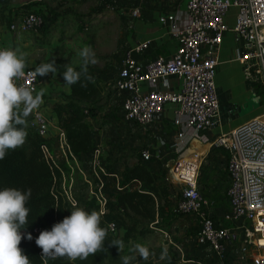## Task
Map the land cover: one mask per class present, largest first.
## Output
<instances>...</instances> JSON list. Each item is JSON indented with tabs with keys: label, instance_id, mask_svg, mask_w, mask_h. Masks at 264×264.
<instances>
[{
	"label": "built area",
	"instance_id": "built-area-1",
	"mask_svg": "<svg viewBox=\"0 0 264 264\" xmlns=\"http://www.w3.org/2000/svg\"><path fill=\"white\" fill-rule=\"evenodd\" d=\"M99 1L108 5L107 0ZM139 2L155 4L159 10L158 22L166 28L167 36L175 41V49L168 56L157 55L142 59L150 48V40L144 39L123 50L113 77V88L120 98L121 116L125 122L148 125L161 118L165 106L172 104L173 113L177 117H184L187 127L196 131L214 127L220 111L215 86V73L220 61L215 51L228 30L233 32L234 40L241 46V52L233 59L243 66L244 78L260 84L264 89V0H186V18L182 22L177 21L174 12L181 0ZM231 7H235L237 13L234 24L229 27L225 22V15ZM140 13L139 6L131 10L134 17L140 16ZM43 21L42 14L30 11L12 20L8 29L13 33L36 32ZM3 48L7 47L0 45V49ZM34 70L35 68H26V77L20 83L38 89L40 76L33 78L27 75ZM169 77L179 79V89L165 88ZM145 85L149 88H145ZM84 112L88 116L87 111ZM29 124L43 137L48 136L52 126L40 108L30 115ZM55 135L60 156L71 168L67 185L66 175L61 171V187L65 198L73 206L77 201L71 189V174L73 162L77 165L76 156L70 151L63 129L57 126ZM213 145L224 147L228 151L226 168L229 184L226 196L231 209L230 216L249 223L244 226L236 259L228 260V229L218 224L208 213L206 207L209 201L198 190L201 161L199 154L190 159L179 158L169 168L167 181L180 185L177 209L185 214H196V244L203 247L206 254H213L216 264H264V113L222 134ZM41 149L45 158L57 166L48 146L42 144ZM95 153H99L97 149ZM140 157L148 162L152 153L142 148ZM92 171L97 178L93 187L81 172L84 180L90 184L89 190L96 199L97 212L103 215L107 194L106 181L101 176H109L110 173H105L98 160L92 162ZM126 188H129L128 184L117 185L115 190ZM107 229L114 233L117 225L111 222ZM42 230L44 229L41 227H35L33 233L40 234ZM193 264L203 262L198 260Z\"/></svg>",
	"mask_w": 264,
	"mask_h": 264
},
{
	"label": "crops",
	"instance_id": "crops-1",
	"mask_svg": "<svg viewBox=\"0 0 264 264\" xmlns=\"http://www.w3.org/2000/svg\"><path fill=\"white\" fill-rule=\"evenodd\" d=\"M88 1L97 7L92 16H97V19H102L104 22H114L118 25L117 41L120 49L123 48L124 50L129 45L144 39L150 40V48L142 59L157 55L168 56L175 49V43L167 36L166 28L158 22V8L152 2L140 3L139 0H107V6L100 3L99 0H28V3H33L35 10L45 15V24L52 23V26L47 32L38 30L25 33H13L6 24L9 9L22 5V0L16 4L14 0H0V45L24 53L27 68H36V65L45 63L49 59H59L63 61V65L70 64L77 68L79 64L68 55L70 44L65 45V42L61 41L65 35L67 36L68 29L65 32L64 27L60 37L58 31L60 30V24H63V26L66 25L65 23L79 24L78 19L80 16L77 14V9L87 4ZM136 6L140 7L141 13L140 16L134 17L131 10ZM174 12L177 21L182 22L186 18L185 8L181 4ZM236 13L235 7H231L226 13L225 22L229 27L234 24ZM76 19L77 21H75ZM66 39H69V37ZM241 50V46L234 40L233 32L231 30L226 31L222 43L215 51L220 61L215 73V86L220 111L219 119L214 127L205 131H196L187 127L185 118L177 117L173 113L172 104L165 106L161 118L145 126L125 122L122 117L120 120L123 123L114 122V113L99 110L98 105L95 114L87 116L94 131L95 146L89 152L77 156L89 160L91 164L94 160H98L109 168H121L125 165L124 161L127 160L128 151L137 148L140 156V150L146 148L152 153L151 160L144 162L140 157V161L133 160L128 164L127 169L137 162H143L153 169H161L162 172L165 168H170L173 162L179 158L190 159L199 154L201 160L202 155L203 158L209 156L206 162V171L201 173L200 177L198 173L197 187L209 201V205L206 207L208 213L218 224L228 229L230 236L226 242V255L230 261L236 259V251L244 235V226L249 225V223H243L242 219H233L230 216L231 209L226 196V189L229 184L226 168L227 149L219 146L220 150L211 151V148L214 146V141L222 134L264 113L263 87L258 83L246 80L243 76V66L233 59ZM63 70L58 68L56 73L40 76L37 89H45L44 103L39 108L51 122L53 127L51 126L48 136H54V138L57 132V116L53 110L54 104L62 101L63 96H68L71 93L70 86L63 81L61 75ZM110 80L112 84L110 87L105 86L109 90L108 94L103 92L106 95L101 103L108 99V101L118 102L120 105V98L113 88V78H110ZM110 80L108 78L103 79L106 84H110ZM179 87V79L175 77L168 78V85L165 87L167 90H176ZM145 88H149V86L145 85ZM108 103L106 102L105 105ZM105 105H102V108ZM127 126L129 127L127 128ZM95 149L99 152L97 155ZM221 150H225V153L226 151L227 153L224 154ZM51 152L57 162L61 163L63 161L56 139L52 144ZM127 169L123 171V176ZM109 177L112 178L105 180L106 194L107 188L114 190L117 185L128 184L129 188L126 189L139 187L137 182L121 184L122 179L115 172L110 173ZM166 178L168 177L164 176L163 181L169 183L171 191L170 183L176 182L167 181ZM192 240L194 248L191 257L183 261L193 263L200 260L203 264L217 263L213 254H206L203 247L196 244L195 237Z\"/></svg>",
	"mask_w": 264,
	"mask_h": 264
},
{
	"label": "trees",
	"instance_id": "trees-1",
	"mask_svg": "<svg viewBox=\"0 0 264 264\" xmlns=\"http://www.w3.org/2000/svg\"><path fill=\"white\" fill-rule=\"evenodd\" d=\"M33 3L14 6L8 11L6 24L17 19L27 12L35 11L42 14L44 21L39 30L47 32L52 23L45 24V15L35 10ZM55 60V65L63 70V61L49 59L45 63ZM40 63L36 66H39ZM79 71V67L76 68ZM88 75L92 80H81L70 86L71 93L63 96L62 101L54 104L53 110L57 116L56 124L62 128L70 151L74 156H81L95 146L94 131L86 116L95 114V109L104 98L103 83L96 77L95 72L88 68ZM108 94V92H107ZM30 116L27 118V137L25 143L15 150H8L4 159L0 160V189L4 187L17 188L20 190L31 189V197L26 203L30 210L27 224L20 229L22 239L19 247L28 256L31 264H43L41 259L42 249L36 245L35 240L39 234L33 233L35 227L51 230L55 223L62 221L70 215L72 207L61 187L62 174L66 175V185L69 182L71 168L65 162H57V166L48 161L41 149L46 144L52 151L54 136H40L34 127L30 126ZM221 148L213 146L211 151ZM225 153V150H221ZM72 170V192L76 198V206L83 207L87 203L85 190L88 187L81 174ZM164 173L161 169H153L143 162H137L129 167L121 184L132 182L139 183V188L116 190L107 195L106 209L101 216L100 226L107 228L111 222L117 225L119 234L108 231L103 244L105 251L90 254L86 260L77 259L70 261L66 257L49 259L47 264H122V255L117 251V246H109L113 240H122L123 245L138 237L160 227V221L165 216V210L173 207L169 183L163 181ZM77 189V191H76ZM92 210L97 211L98 206ZM91 210V211H92ZM90 211V212H91ZM153 223L152 225H150ZM116 230V231H117ZM30 234L32 239H27ZM129 264H132L129 261Z\"/></svg>",
	"mask_w": 264,
	"mask_h": 264
},
{
	"label": "clouds",
	"instance_id": "clouds-1",
	"mask_svg": "<svg viewBox=\"0 0 264 264\" xmlns=\"http://www.w3.org/2000/svg\"><path fill=\"white\" fill-rule=\"evenodd\" d=\"M79 71L70 64L64 65L61 75L63 81L72 86L84 79L91 81L88 75L89 64H94L95 54L89 46L77 50ZM27 68L26 56L11 48L0 49V160L4 159L8 150H15L25 143L27 137V118L44 103L45 89L20 83L25 77ZM58 71L55 60L42 63L34 71L27 73L33 78L43 77ZM259 99V98H257ZM31 197V189L20 190L4 187L0 189V264H31L27 255L19 247L22 239L20 229L28 220L29 209L26 203ZM100 214L92 210L88 212L75 204L70 215L55 223L51 230H42L35 240L42 249L41 259L47 264L49 259L66 257L70 261L86 260L90 254L105 251L103 244L108 229L101 227ZM31 240L32 236L27 235ZM115 245L122 250V240H113L109 246ZM134 251L147 260L150 252L142 244H135ZM134 257H122V264H129ZM167 258V249L162 252L161 259Z\"/></svg>",
	"mask_w": 264,
	"mask_h": 264
},
{
	"label": "rangeland",
	"instance_id": "rangeland-1",
	"mask_svg": "<svg viewBox=\"0 0 264 264\" xmlns=\"http://www.w3.org/2000/svg\"><path fill=\"white\" fill-rule=\"evenodd\" d=\"M17 2H21V0H14L15 4ZM23 3H28V0H22V4ZM90 3L91 2L88 1L87 4L77 9V14L80 16V18L78 19L79 24L65 23V26H63V24H60V30L58 32L60 34V37L62 35L61 33L64 31L63 28L65 27V32L67 31L66 29H68L69 32L67 36L65 35V37L62 38L61 41L65 42V45L68 43L70 44V53L68 55L72 58L73 61L77 62L78 64L79 58L77 56V50L84 46H89L92 49L95 54L96 62L94 64H89L88 68H91L93 71H95L96 77L104 83L102 85L104 88V92L106 93L109 90V88L106 87H110L112 84L110 78L112 79L114 76L123 48L120 49L118 46V25L114 22H104L102 19H97V16H92V13L96 11L97 7L93 6ZM185 3L186 0H181L180 2L183 7H185ZM73 9L76 10V8L74 7ZM75 21H77V19ZM67 37H69V39H66ZM105 78H108V80H110V84H106L103 81V79L105 80ZM106 102L109 103L105 105ZM98 105L99 110H107L109 111V113H114V122L123 123L120 120L122 116L121 108L118 102H110L107 99L106 101H102V103L100 102ZM102 105H105L104 108H102ZM128 127L129 126H127V128ZM133 149L127 152V160L124 161L125 165L121 168H109L105 164L101 163L105 170V173L115 172L120 179H123V171L127 169L128 164H130L133 160L140 161L139 149ZM208 159L209 156L203 158L202 155L201 165L198 171L199 177L201 176V173H204L206 171V162ZM76 160L77 165L73 162V168L77 170L76 172L78 174H81L83 180L85 176V178L91 183V186H95L97 178L92 171V164L90 163V161L78 157ZM81 171L84 173V176ZM163 173L165 177H169V168H165ZM101 177H103V179L105 180H107V178H112L108 175ZM170 186L172 193L171 205L173 207V210H171V208L165 210L164 218L159 220L161 225L160 227L162 228L156 227L151 232L138 237L137 240L130 241L127 244H124L123 249L120 251L117 248V251L120 255L124 257H134L130 259V262L132 264H193L191 262H186L183 260L191 257V253L194 248V242L192 239L195 237L198 230V219L195 213L185 214L177 209V201L180 196V185L178 183H170ZM89 187L90 184H88V187L85 190L87 203L82 207L88 212L93 209L94 205H97L96 199L90 193ZM114 191L116 190L107 188V194L109 196ZM152 224L153 223H151L150 225ZM119 233V229L114 232V234ZM135 244H142L149 249L150 255L147 260L142 259L138 255V253L134 251ZM165 248L167 249V258L161 259V254L165 250Z\"/></svg>",
	"mask_w": 264,
	"mask_h": 264
}]
</instances>
